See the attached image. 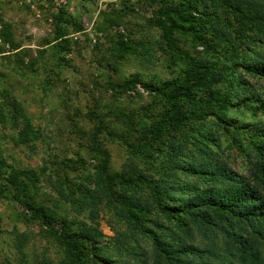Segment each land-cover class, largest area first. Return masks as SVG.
I'll return each mask as SVG.
<instances>
[{"label": "rangeland", "instance_id": "1", "mask_svg": "<svg viewBox=\"0 0 264 264\" xmlns=\"http://www.w3.org/2000/svg\"><path fill=\"white\" fill-rule=\"evenodd\" d=\"M196 66L203 87L178 104L208 116L158 137ZM256 147L264 26L213 0H0V264H238L240 219L189 203L226 186L219 165L264 190Z\"/></svg>", "mask_w": 264, "mask_h": 264}, {"label": "trees", "instance_id": "2", "mask_svg": "<svg viewBox=\"0 0 264 264\" xmlns=\"http://www.w3.org/2000/svg\"><path fill=\"white\" fill-rule=\"evenodd\" d=\"M221 7L227 9L231 13L235 14L239 21L244 26H264V15H261L259 12L255 13H245V10L242 8L250 7L257 8V2L252 0H213ZM210 68L203 67H192L189 71L187 77L183 80L182 87H176V82H173L171 87L168 89V95L165 96L168 101V107L166 109V120L165 125L160 127L157 131L159 132L157 136L164 135V130H172L178 127L181 123L190 121V120H200L204 119L208 114L195 112L192 110H187L186 108L181 107L178 104V99L181 97L186 98L188 96V89H201L203 85V75L205 71H209ZM213 70V69H212ZM216 75H214L215 77ZM192 81V84H190ZM206 97L214 95V92H204ZM164 97V91H162ZM218 102L222 105H228L229 103L225 99L218 98ZM184 104V103H183ZM259 150V154L263 153V147H256ZM253 171H255V180L256 186L264 189V165L257 162L253 166ZM213 176L217 180L226 183V186L221 190L214 191V196L210 197L207 195V200L204 195L197 196L193 201L189 203V206L193 209H190L192 213L194 212L195 216L202 214V208H207L214 215V217L219 221H230L234 218L240 219V229L244 232L249 231L251 239H247L243 236H233L235 233L228 232L225 230V233L232 238L236 244L235 254L232 255L234 260H237L238 264H264V258L262 257V252L260 247L264 249V202L262 193L264 190L258 191L253 188L250 184L245 183L242 179L231 175L230 172L226 171L220 165L217 166L216 170L213 171ZM153 188L152 192L159 207L161 203L165 201V194ZM205 198V199H204ZM205 206V207H204ZM205 208V209H206ZM28 211L37 217L41 223L48 228L53 227V224L47 223L45 214L40 210H35L29 208ZM234 217V218H233ZM61 228L64 227L62 223L58 224ZM86 236H68L66 239L71 242H77L83 239ZM260 240V246L256 245V242ZM197 255V251H194ZM203 255H209V251H203Z\"/></svg>", "mask_w": 264, "mask_h": 264}]
</instances>
